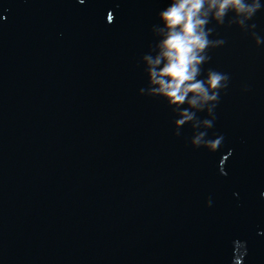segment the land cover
Here are the masks:
<instances>
[{
	"label": "water",
	"instance_id": "95a60500",
	"mask_svg": "<svg viewBox=\"0 0 264 264\" xmlns=\"http://www.w3.org/2000/svg\"><path fill=\"white\" fill-rule=\"evenodd\" d=\"M166 2L0 0V264H230L235 239L264 264V47L216 28L224 142L193 148L138 92Z\"/></svg>",
	"mask_w": 264,
	"mask_h": 264
},
{
	"label": "clouds",
	"instance_id": "9594fccd",
	"mask_svg": "<svg viewBox=\"0 0 264 264\" xmlns=\"http://www.w3.org/2000/svg\"><path fill=\"white\" fill-rule=\"evenodd\" d=\"M77 2L82 5L85 0ZM259 12H264V0H167L156 13L157 22L150 28L153 41L139 61L146 84L138 92L166 103L174 116V136L180 137L184 126H190L189 143L193 148L214 153L224 142L223 134L208 136V130L216 121L220 96L230 83L228 73L204 68L211 60L210 50L225 44L216 28L235 25L257 48L264 47V35L258 33L257 25L251 22ZM107 19L112 22L111 12ZM248 90L247 86L243 88V91ZM232 153L233 150L228 149L227 155L219 161L222 175H227L223 165ZM260 195L264 197V192ZM212 204L209 197L206 206ZM247 255V241L233 240L230 264H243Z\"/></svg>",
	"mask_w": 264,
	"mask_h": 264
}]
</instances>
